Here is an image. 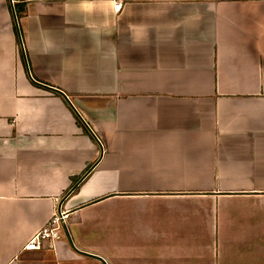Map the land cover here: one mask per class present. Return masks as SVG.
I'll return each instance as SVG.
<instances>
[{
    "label": "crops",
    "instance_id": "0c3cea01",
    "mask_svg": "<svg viewBox=\"0 0 264 264\" xmlns=\"http://www.w3.org/2000/svg\"><path fill=\"white\" fill-rule=\"evenodd\" d=\"M119 2L0 0V264H264V0Z\"/></svg>",
    "mask_w": 264,
    "mask_h": 264
},
{
    "label": "built area",
    "instance_id": "2783aa9c",
    "mask_svg": "<svg viewBox=\"0 0 264 264\" xmlns=\"http://www.w3.org/2000/svg\"><path fill=\"white\" fill-rule=\"evenodd\" d=\"M116 8L120 9L122 2L116 3ZM66 215L64 212L56 213L49 223L37 232L26 244L25 248L29 250H39L43 248L47 241L55 242L60 238V228L66 226Z\"/></svg>",
    "mask_w": 264,
    "mask_h": 264
},
{
    "label": "rangeland",
    "instance_id": "374dc122",
    "mask_svg": "<svg viewBox=\"0 0 264 264\" xmlns=\"http://www.w3.org/2000/svg\"><path fill=\"white\" fill-rule=\"evenodd\" d=\"M261 228H263V223L261 224ZM147 242H148V239H146V244L140 245V246L150 247V244H147ZM152 258H159V257H158V255H132V254H124L123 255V261L125 264H127V263H130V264L145 263V264H147L148 262H150L149 259H152ZM157 264H159V262ZM201 264H205V263L202 262Z\"/></svg>",
    "mask_w": 264,
    "mask_h": 264
},
{
    "label": "water",
    "instance_id": "95a60500",
    "mask_svg": "<svg viewBox=\"0 0 264 264\" xmlns=\"http://www.w3.org/2000/svg\"><path fill=\"white\" fill-rule=\"evenodd\" d=\"M91 129V128H90Z\"/></svg>",
    "mask_w": 264,
    "mask_h": 264
}]
</instances>
